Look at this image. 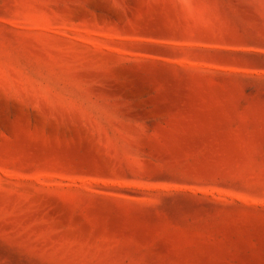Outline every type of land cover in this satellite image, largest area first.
I'll return each instance as SVG.
<instances>
[{"label":"rangeland","instance_id":"374dc122","mask_svg":"<svg viewBox=\"0 0 264 264\" xmlns=\"http://www.w3.org/2000/svg\"><path fill=\"white\" fill-rule=\"evenodd\" d=\"M0 264H264V0H0Z\"/></svg>","mask_w":264,"mask_h":264}]
</instances>
